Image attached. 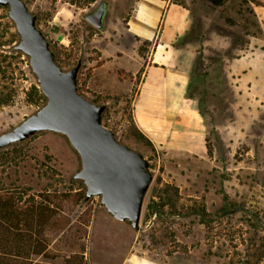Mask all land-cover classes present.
I'll return each instance as SVG.
<instances>
[{
  "label": "rangeland",
  "instance_id": "1",
  "mask_svg": "<svg viewBox=\"0 0 264 264\" xmlns=\"http://www.w3.org/2000/svg\"><path fill=\"white\" fill-rule=\"evenodd\" d=\"M25 1L37 14L60 64L70 69L82 60L81 93L106 105L108 125L150 160L154 174L140 229L110 219L120 229L100 219L112 216L100 198L79 199L83 183L74 175L81 160L65 136L41 132L1 149L0 188L73 195L58 217L59 228L48 231L49 252L57 257L34 255L33 261L65 264L69 254L85 252L87 261H94L90 264H120L123 255L118 252L132 250L136 264H264V230L252 215L258 214L264 223V2L226 0L214 5L209 0H177L192 11L191 29L180 41L184 57H189L183 107L189 114L195 112L197 129L205 133L204 146L197 143L195 151L177 152L156 148L130 133L137 82L151 50L150 43L128 29L137 0H105L103 29L86 18L102 0ZM4 13L7 7L0 9ZM14 31L0 24V40L8 44L0 47L7 55L0 90L3 85L17 91L14 102L0 108V133L43 104L27 99L37 81L26 57H10ZM162 199L168 202L165 217L149 216L148 203ZM222 207L227 208L225 214Z\"/></svg>",
  "mask_w": 264,
  "mask_h": 264
},
{
  "label": "water",
  "instance_id": "2",
  "mask_svg": "<svg viewBox=\"0 0 264 264\" xmlns=\"http://www.w3.org/2000/svg\"><path fill=\"white\" fill-rule=\"evenodd\" d=\"M8 8L19 40L15 49L28 59L45 102L12 128L0 133V150L41 133H58L67 138L81 160L74 178L85 187V200L98 197L117 220L129 222L135 230L141 218L147 192L154 178L150 160L123 142L103 122L105 104L95 102L79 89L82 60L65 69L38 16L25 0H0ZM106 2L86 15L96 28L105 27Z\"/></svg>",
  "mask_w": 264,
  "mask_h": 264
},
{
  "label": "crops",
  "instance_id": "3",
  "mask_svg": "<svg viewBox=\"0 0 264 264\" xmlns=\"http://www.w3.org/2000/svg\"><path fill=\"white\" fill-rule=\"evenodd\" d=\"M191 25V8L177 0H137L128 19L130 33L149 41L151 47L137 82L133 119L156 148L169 151H195L197 143L204 146L205 133L197 129L195 112L191 109L189 114L183 107L187 98L189 57H184L180 41ZM109 217L102 215L100 219L109 223L110 219L119 221ZM113 225L117 226L115 222ZM107 252L113 256L116 253ZM118 255H123L120 264L138 263L132 259V250H120ZM89 262L94 261L89 259Z\"/></svg>",
  "mask_w": 264,
  "mask_h": 264
},
{
  "label": "trees",
  "instance_id": "4",
  "mask_svg": "<svg viewBox=\"0 0 264 264\" xmlns=\"http://www.w3.org/2000/svg\"><path fill=\"white\" fill-rule=\"evenodd\" d=\"M214 5H222L226 0H209ZM255 3H260V0H252ZM0 9H4L0 6ZM7 18L4 23V28H14V23L8 18V13L0 14V19ZM3 21V20H2ZM12 44L10 50L13 55L10 57H23V54L15 49V44L19 40V35L16 31L12 32ZM149 43V41H145ZM6 43L0 40V47H6ZM57 60L59 61L58 55ZM7 55L0 51V76L6 77L7 70L3 63L6 62ZM28 64V59L25 58ZM60 63V61H59ZM16 88L10 86H3L0 90V108L10 105L14 102L16 96ZM27 99L30 103L40 106L45 102V97L41 93L38 85L33 83L27 92ZM106 111L103 115V120L106 125L107 116ZM131 120L130 133L137 138L153 145L152 142L142 133L137 127L133 118ZM110 126L112 129L114 127ZM208 152L212 153L210 145ZM80 192L77 194L80 200L86 197L85 188L82 185ZM71 192L64 191H42L39 193H32L31 188L23 187H2L0 188V264H54L46 262L33 261V256H42L44 258H56L55 254H50L51 240L49 239L48 231L53 228H59L61 223L58 217L65 209V204L72 200ZM227 198V197H226ZM168 202L162 199L158 203L152 200L148 203V215H156L157 218L165 217L164 207ZM223 214L227 212L226 207L221 208ZM256 226L264 230V223L260 216L252 213ZM201 216L207 218V212L202 210ZM65 264H90L85 252H73L66 256Z\"/></svg>",
  "mask_w": 264,
  "mask_h": 264
}]
</instances>
